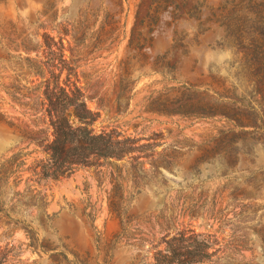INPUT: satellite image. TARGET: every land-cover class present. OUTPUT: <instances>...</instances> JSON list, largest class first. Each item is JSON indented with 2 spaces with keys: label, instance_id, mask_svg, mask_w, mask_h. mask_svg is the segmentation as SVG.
Instances as JSON below:
<instances>
[{
  "label": "rangeland",
  "instance_id": "rangeland-1",
  "mask_svg": "<svg viewBox=\"0 0 264 264\" xmlns=\"http://www.w3.org/2000/svg\"><path fill=\"white\" fill-rule=\"evenodd\" d=\"M60 89L133 151L46 179ZM0 264H264V0H0Z\"/></svg>",
  "mask_w": 264,
  "mask_h": 264
},
{
  "label": "trees",
  "instance_id": "trees-1",
  "mask_svg": "<svg viewBox=\"0 0 264 264\" xmlns=\"http://www.w3.org/2000/svg\"><path fill=\"white\" fill-rule=\"evenodd\" d=\"M46 113L52 127V141L47 144L44 177L59 180L78 168L103 167L98 161H121L133 151L114 140L113 132L95 133L99 115L88 109L79 89L52 91L45 94Z\"/></svg>",
  "mask_w": 264,
  "mask_h": 264
}]
</instances>
